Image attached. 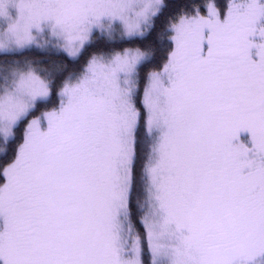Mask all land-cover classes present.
I'll return each mask as SVG.
<instances>
[{
  "label": "snow or ice",
  "instance_id": "snow-or-ice-1",
  "mask_svg": "<svg viewBox=\"0 0 264 264\" xmlns=\"http://www.w3.org/2000/svg\"><path fill=\"white\" fill-rule=\"evenodd\" d=\"M0 264H264V0H0Z\"/></svg>",
  "mask_w": 264,
  "mask_h": 264
}]
</instances>
